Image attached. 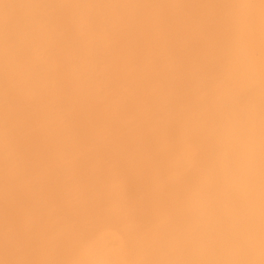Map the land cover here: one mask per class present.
<instances>
[{"label":"bare ground","instance_id":"6f19581e","mask_svg":"<svg viewBox=\"0 0 264 264\" xmlns=\"http://www.w3.org/2000/svg\"><path fill=\"white\" fill-rule=\"evenodd\" d=\"M0 264H264V0H0Z\"/></svg>","mask_w":264,"mask_h":264}]
</instances>
